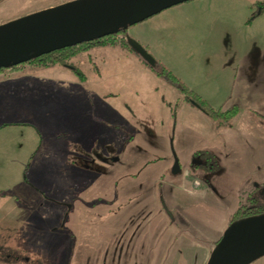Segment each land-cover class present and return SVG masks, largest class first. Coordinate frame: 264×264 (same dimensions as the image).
I'll use <instances>...</instances> for the list:
<instances>
[{"label":"crops","instance_id":"1","mask_svg":"<svg viewBox=\"0 0 264 264\" xmlns=\"http://www.w3.org/2000/svg\"><path fill=\"white\" fill-rule=\"evenodd\" d=\"M12 72L0 76V105L11 113L18 112L17 105H22L19 113L27 116L24 120L32 122L33 117L39 125L33 124L37 134L32 145L28 135H23L26 144L23 142L6 152L5 158L16 162L18 170L13 179H0V249L20 248L16 244L38 248L47 257L56 259V264H148L154 255L162 256L163 249L171 245L165 260L171 264L180 247L169 241V233L181 234L183 219L179 212L181 222L173 219L172 212L171 216L168 214V208L170 211L173 208L156 195L154 184L173 157L180 173L166 179L164 193L203 228L214 227H208L211 223L207 221L205 224L206 218L222 212L228 219L235 209L239 194L233 189L228 192L230 186H239L246 176L255 181V186L264 181L260 172L264 168V44L250 47L235 57L228 91L219 103L220 107H235L224 125L214 124L203 110L175 90L177 98L171 105V122L159 118V125L148 129L146 125L130 126L123 119V126L129 131L133 129L126 134L120 131V125L113 124H118L119 119L112 113V105L82 82H69L65 88L56 85L54 95L36 92L44 78L38 76L42 81L35 82L15 80L17 76L9 75ZM52 124L50 131L48 127ZM6 125L0 127V144L24 131L7 129ZM134 138L141 145L145 141L160 160L149 164L152 157L146 155L130 165L123 154ZM118 152L122 153L121 159ZM208 154L210 158L205 156ZM201 157H205L206 163ZM218 163L224 168V179L217 181L219 191L210 188L207 180L191 174L195 168L207 170L213 164L220 167ZM138 165L140 170L136 174ZM143 175L150 190V207L161 209L141 230L147 238L138 245L118 238L122 227L118 228L117 222L127 225L124 212L129 206L120 205V214L114 216L110 190L112 182L121 179L123 193L128 184L143 179ZM32 181L52 187L55 193L43 197L32 194ZM248 190L254 191V187ZM220 191L223 196L228 193L227 196L223 197ZM190 197L194 198L193 203ZM131 211H135L134 222L136 210ZM15 225L19 228L11 230ZM164 225L169 226L168 233L159 241L157 235Z\"/></svg>","mask_w":264,"mask_h":264},{"label":"rangeland","instance_id":"2","mask_svg":"<svg viewBox=\"0 0 264 264\" xmlns=\"http://www.w3.org/2000/svg\"><path fill=\"white\" fill-rule=\"evenodd\" d=\"M58 1L61 0H0V22ZM125 33L144 46L151 56L168 71L170 76H173L172 81L156 74L134 50L124 42L113 40L111 37L83 45L82 50L68 57L67 61L69 60L71 67L57 63L41 65L39 61L31 60L21 62L18 66L23 68L9 75L17 76L14 77L15 80L23 79L29 82L42 81L44 78L36 87V92L44 91L54 95L56 85H63L65 88L69 82H82L86 88H92L98 97H104L105 102L112 105V113L119 119L118 124H113L114 126L120 125V131L123 133L128 134L133 131V129L129 131L123 126V119L133 127L134 124L142 127L146 125L148 129L151 128V125L157 127L159 118L165 117L167 122L172 121L171 105L177 98L174 92L178 82L187 87L191 86L188 88L198 94L205 104L219 105L228 91L236 55L250 47L264 44V0H182L127 24ZM21 107L22 105H17L18 112L11 113L12 111L6 112L3 105H0V121L27 118V116H23L24 114H20ZM31 119L32 122L29 123L32 124L16 123L13 125L12 123L5 126L7 129L24 131L16 132L14 137H9L5 139V143L0 144V147L5 146L0 149V179L2 181H5L6 178L13 179L18 170L16 162L5 158L6 152L11 151L13 147H19L18 145H22L23 142L26 144L27 140L23 139V135H28L29 145H32L35 140L37 133L33 124L37 126L39 124L33 117ZM53 127L54 124L48 127V130L52 131ZM146 140L150 142L149 138ZM143 144L135 142V138L127 143L123 155L130 165L136 164L140 156L144 158V156L150 155L152 158H150L149 164L160 160L145 141ZM121 154L118 152L119 159H121ZM214 156L216 157L215 154ZM171 162L154 184L156 195L163 197V203L166 206H172L173 219L178 222H181V218L183 219L180 227L184 231L175 235L169 233V241L175 242L180 247L171 264H204L209 248L213 240L218 237L220 228L226 224L227 217L225 218V215L220 212L212 218H206L205 224L207 221V224L211 223L208 227H214L212 229L203 228L187 217L174 201H170L164 193L166 179L180 173L171 170ZM202 162L206 163L205 157L202 158ZM139 167L138 165L136 168V174L139 173ZM143 170L145 169L143 168ZM260 172L264 175V168H261ZM50 174L53 175V170L50 171ZM191 174L203 181L207 180L210 188L218 190L220 183L218 184L217 181L224 179V168L215 167L213 164L207 170L195 168ZM142 177L143 179L135 181L134 184H128L123 193L121 179L114 184L112 182L110 190V204L114 216L120 214L121 211H118L121 209L120 205L129 206L124 212L127 215V225L122 226V222H117L118 228L122 227L118 238L120 236V240L125 239L138 245L139 242H144L147 238L141 230L161 209L160 206L150 207L148 203L150 190L144 180V175ZM252 180L246 176L239 186H230L228 192L232 189L238 191L239 199L245 201L248 189L257 186ZM31 193L43 197L55 192L52 187L40 186L32 181ZM220 194L223 196L221 191ZM124 198H126L125 201L122 200ZM190 198L193 203L194 198ZM260 201L264 202L263 199ZM186 202L189 204L188 200ZM134 208L137 220L135 219L133 222L135 211L131 210ZM119 218H122L121 215ZM46 219L51 221L50 218ZM112 222L114 224V217ZM18 228V225H15L10 229ZM168 228L169 226L164 225L159 230L157 235L159 241L166 237ZM114 229L116 230L115 226ZM16 247L20 248L0 249V264H56V259L47 257L38 248L22 247V244H16ZM171 248V245L164 248L163 255L160 254L159 259L154 255L148 264H167L166 253L170 252ZM246 264H264V253Z\"/></svg>","mask_w":264,"mask_h":264},{"label":"water","instance_id":"3","mask_svg":"<svg viewBox=\"0 0 264 264\" xmlns=\"http://www.w3.org/2000/svg\"><path fill=\"white\" fill-rule=\"evenodd\" d=\"M182 0H61L0 22V66L17 63L54 48L125 28ZM129 47L149 65L155 59L125 33ZM176 157L171 170L177 171ZM264 253V210L226 222L204 264H246Z\"/></svg>","mask_w":264,"mask_h":264},{"label":"trees","instance_id":"4","mask_svg":"<svg viewBox=\"0 0 264 264\" xmlns=\"http://www.w3.org/2000/svg\"><path fill=\"white\" fill-rule=\"evenodd\" d=\"M119 40V39H114ZM86 42V43H85ZM120 42V41H119ZM125 43L127 46L128 43L125 40V38L122 39L121 43ZM88 40H82L73 44L65 45L62 47L54 48L52 50H49L44 53H40L38 55L32 56L30 58H27L25 60H21L17 63L9 64L6 66H0V74L6 75L9 72H12L14 70H17V68L21 69L22 67H19L18 65L21 62L25 61H31V60H37L39 61V64L41 65H53L55 63L57 64H65L67 67H71V64L69 60L67 61L68 57L77 53L78 51L82 50L81 48L83 45L87 44ZM135 52V51H134ZM138 54V53H137ZM139 57L158 75L163 76L166 80L172 81L173 76H170L168 71L162 67V65L155 60L153 65H149L140 55ZM176 84V83H175ZM174 84V85H175ZM176 90L181 93V97L195 105L196 107L203 110L210 118H212L214 124L216 125H224L228 122V119L230 115L233 113L235 107L234 105H229L226 107H220L219 105L213 106L210 104H205L204 100L195 92L190 90L187 86L182 85L181 83L176 84ZM16 124V123H28L24 119H10V120H2L0 121V127L6 125V124ZM196 151H202V150H196ZM207 158H210V154L205 155ZM255 191H247V199L245 201H242L241 199H238V203L235 207V209L229 214L228 220L235 218L240 215L255 213L258 211L264 210V202L262 203L260 199L256 198V195H254ZM164 208V206H163ZM168 214L171 216V211L167 210Z\"/></svg>","mask_w":264,"mask_h":264},{"label":"flooded vegetation","instance_id":"5","mask_svg":"<svg viewBox=\"0 0 264 264\" xmlns=\"http://www.w3.org/2000/svg\"><path fill=\"white\" fill-rule=\"evenodd\" d=\"M125 28L122 29H118L117 31L111 32V33H107L104 34L102 36L96 37V38H92L88 40V43H94V42H98L101 41L102 38L105 37H111L114 39H119L120 41H122L123 38H125ZM86 43V42H85ZM27 121V120H26ZM29 122V121H28ZM196 182V180H194ZM254 195H256V198L258 199H263L264 200V181L261 182L259 185H257L256 187H254Z\"/></svg>","mask_w":264,"mask_h":264}]
</instances>
